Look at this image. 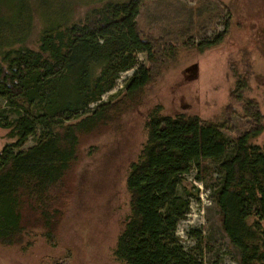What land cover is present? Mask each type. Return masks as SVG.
<instances>
[{
    "label": "trees",
    "instance_id": "obj_1",
    "mask_svg": "<svg viewBox=\"0 0 264 264\" xmlns=\"http://www.w3.org/2000/svg\"><path fill=\"white\" fill-rule=\"evenodd\" d=\"M77 1L67 0L58 17L44 19L32 47L33 0H0V128L13 140L0 149L3 246L26 250L38 238L55 239L60 187L76 161L81 136L107 125L117 110L104 96L131 70L125 83L130 98L152 81L153 72L139 55L157 61L155 44L137 22L148 0H94L85 19L74 20L70 12ZM190 18L191 13L185 27ZM229 30L225 24L217 39L198 44V50L220 44ZM238 77L232 95L249 87V73ZM238 100L243 109L228 103L217 121L186 112L165 114L160 104L149 113L146 141L126 179L130 212L115 249L121 263L204 264L202 231L187 230L196 241L190 247L178 227L192 196L199 199L198 188L183 186L186 175L214 160L224 172L222 221L245 249L246 264H264V141H255L264 133V113L255 98ZM234 115L253 121L252 127H231ZM228 128L239 132L233 142L224 132ZM33 136L35 143L25 147Z\"/></svg>",
    "mask_w": 264,
    "mask_h": 264
},
{
    "label": "rangeland",
    "instance_id": "obj_2",
    "mask_svg": "<svg viewBox=\"0 0 264 264\" xmlns=\"http://www.w3.org/2000/svg\"><path fill=\"white\" fill-rule=\"evenodd\" d=\"M33 2L36 25L29 44L37 47L44 19L58 17L67 0ZM94 5V0H78L71 17L85 19ZM190 13L192 24L185 27ZM137 22L155 44L157 61L150 62L146 53L139 55L140 63L150 66L152 81L130 98L125 83L134 73L131 70L104 96L103 101H112L117 110L107 125L81 136L76 161L60 187L55 239L38 238L26 250L0 244V264H123L115 249L130 212L126 179L146 141L145 125L153 108L160 104L165 114L186 112L217 121L228 103L243 109L238 100L242 95L255 98L264 113V0H148ZM225 24L230 25L225 39L200 52L198 44L217 39ZM241 73L250 74L249 87L232 95ZM248 109L255 113L254 107ZM231 120L234 128L250 129L253 124L236 115ZM234 128L224 130L231 142L239 133ZM12 141L10 132L0 128V149ZM35 141L31 137L25 147ZM255 141L263 143L264 133ZM223 181L224 172L214 160H208L201 172L193 168L186 175L183 186L192 192L198 188L199 199L192 196L178 235L193 247L196 241L187 230L202 231L204 264H246L245 249L222 221Z\"/></svg>",
    "mask_w": 264,
    "mask_h": 264
}]
</instances>
